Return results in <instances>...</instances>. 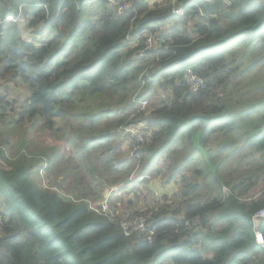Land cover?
<instances>
[{"label":"trees","instance_id":"obj_1","mask_svg":"<svg viewBox=\"0 0 264 264\" xmlns=\"http://www.w3.org/2000/svg\"><path fill=\"white\" fill-rule=\"evenodd\" d=\"M123 3L126 9L117 11ZM148 4L0 0V132H6L0 134V264H264V218L253 221L264 206V95L255 96L264 88L251 79L258 67L264 72V0ZM141 31L162 36L143 57ZM185 67L203 81L195 93L181 81ZM143 71V89L165 94L132 116L128 101ZM17 79L29 88L27 97L9 94L7 85ZM81 95L108 107L85 114L80 131L62 118L61 127L94 155L93 183L125 171L121 137L111 128L143 129L140 145L129 149L143 168L166 149L186 146L187 155L172 163L174 174L187 170L191 178L184 200L133 213L148 216L151 236L125 235L111 209L112 216L38 186L28 177L32 163L23 141L12 146L8 139L36 116L48 129L64 114L76 118L70 104ZM195 154L204 166L195 165ZM251 189L256 194L248 196ZM81 190L66 193L79 199L89 192Z\"/></svg>","mask_w":264,"mask_h":264},{"label":"rangeland","instance_id":"obj_2","mask_svg":"<svg viewBox=\"0 0 264 264\" xmlns=\"http://www.w3.org/2000/svg\"><path fill=\"white\" fill-rule=\"evenodd\" d=\"M158 2L159 0H150L148 5L153 6ZM30 32L25 33V38H32ZM238 51L240 52V50ZM257 70L258 71H255L251 75V79L256 85L264 88V72H259L260 67H258ZM146 73V71H143L137 76L139 83L135 85L136 90L129 97V106H127V108L132 111V116L145 112L146 110L148 112L149 108L159 104L161 98H163L165 94L161 88H158L155 92L151 89H143L144 80L142 76ZM11 83V86L7 85L6 87L10 90L9 94H14L16 97H27L29 95V88L19 79L13 80ZM263 95L264 89L262 93L257 92L255 96L260 97ZM134 96L148 98V104L143 109L137 111V105L132 102ZM234 99L236 100L237 98ZM110 101L113 102L114 100ZM70 107L76 109V113L74 114L76 118H65L66 114H64L61 117L55 118L56 124L53 125L51 129H48L43 124L42 118L36 116L30 123H25L23 127L24 130L19 131L18 127L20 126L14 127L12 134L8 137L12 146H16L20 140L23 141L26 154L25 160L32 163V167L28 170L29 179L33 178L37 180L38 186L41 185L46 189L54 192L57 191L60 195L62 194L65 199H74L75 201H82L87 204H98L103 201L112 210L115 216L117 214L122 219L121 224L129 222L136 216H147L133 213L145 211L154 203L161 202L162 204L174 207L179 201L184 200L182 191L185 190L186 187L184 186L190 182L191 178L187 170L185 172L186 174H183V172L174 174L172 163H174V159L187 155V152H185L186 146L183 145V149H180L178 145L176 147L173 146L172 149H166L162 155L157 158L155 163L150 164L148 162L143 168L131 160V152H129V149L132 147L140 145L144 137L143 129L135 125H130V127L137 131L135 133H138L139 138H136V134H134L133 130L125 133L120 129L121 127H129V125H121L117 127L116 131H113L112 128L109 131L110 134L117 133L121 137L123 154L118 157V160L124 162L125 171L118 175H107L109 178L107 184H105L106 181L102 183H93L94 179L92 178L95 177L92 175L95 172L93 165L94 155L89 150L83 148L81 142L77 140V138L69 136L68 131L61 127L62 118L64 117L63 120L66 119L71 123V125H65V127L75 126L76 129L80 131L86 124L85 121H81V118L85 114L98 113L108 107L105 108V105L102 104L99 98L83 95L74 98ZM110 110H112V108H110ZM69 115L72 116L73 114ZM103 124L105 123H96V129L98 128V130H100ZM2 126L3 124L0 122V128H2ZM8 133H11V131H8ZM0 134L4 136L6 132L3 131V134L1 132ZM86 134L87 130L82 134V138ZM71 138H74V142L70 141ZM156 144L157 143L154 144V148ZM208 145L211 146L212 144L209 143ZM78 151L83 155V158L79 156ZM195 158L196 162H198L195 164L196 166L205 165V163L202 162L204 157L195 154ZM207 165L209 164L207 163ZM0 166L5 167L1 159ZM213 169L214 166L210 168V171ZM85 172L90 173V175H87ZM182 174L186 176L184 179H181ZM102 176L105 175L103 174ZM197 179L198 182L203 183L204 177H197ZM61 181L63 184L60 186L59 183ZM76 183H78V185L74 186ZM102 184H105L103 188ZM82 185L83 188L87 189L89 192L87 194L81 193L78 196L82 198H73L70 192H82ZM66 190L70 194L66 193ZM225 190L226 187H224V191ZM256 191L257 189H251L247 195L255 194ZM200 192H203V196L207 193V191ZM163 196H165L166 199L163 200ZM188 197H191V195L189 194ZM2 210L3 209H0V212ZM147 221L144 224V228H149L147 226ZM1 222L2 218L0 217V224ZM132 233L144 234L140 232V230L132 231L131 234Z\"/></svg>","mask_w":264,"mask_h":264},{"label":"built area","instance_id":"obj_3","mask_svg":"<svg viewBox=\"0 0 264 264\" xmlns=\"http://www.w3.org/2000/svg\"><path fill=\"white\" fill-rule=\"evenodd\" d=\"M141 1V0H138ZM150 0H142L144 3H149ZM226 1V0H224ZM127 3H123L117 6V11H121L126 9ZM180 10L179 8L173 9V12L178 13ZM4 21L11 22L13 21L12 15H5L2 19ZM140 34L143 36V47L139 50V57H143L146 51L151 50L156 46V39L158 37L161 38L162 36L152 34L149 31H141ZM181 81L185 82L186 86L189 88V90L192 93L197 92L201 87H203V81L201 78H199L196 74L193 73L192 69L189 67H185L182 70L181 74ZM140 98V99H139ZM148 98L146 97H140V96H134L132 99V102L137 105V111L140 109H143L148 104ZM121 130H123L125 133L131 132L133 129L132 127H121ZM134 134L137 132L136 130H133ZM136 138H139L138 133L135 135ZM143 140V139H142ZM89 206L94 209L95 211L102 212L105 214L113 215L110 208L107 206V204L103 201L99 202L98 204H89ZM254 220H259L261 218H264V206L258 210L254 216ZM148 220V216H136L129 222L122 223V227L124 229L125 235H130L132 231L140 230L142 233L148 232V235H152V231L148 228H144L145 222ZM148 236V238H149Z\"/></svg>","mask_w":264,"mask_h":264},{"label":"crops","instance_id":"obj_4","mask_svg":"<svg viewBox=\"0 0 264 264\" xmlns=\"http://www.w3.org/2000/svg\"><path fill=\"white\" fill-rule=\"evenodd\" d=\"M152 1H154V0H152ZM256 194V193H255ZM259 220H254V224L256 225L257 224V222H258Z\"/></svg>","mask_w":264,"mask_h":264},{"label":"clouds","instance_id":"obj_5","mask_svg":"<svg viewBox=\"0 0 264 264\" xmlns=\"http://www.w3.org/2000/svg\"><path fill=\"white\" fill-rule=\"evenodd\" d=\"M260 220V219H259ZM253 221H254V218H253Z\"/></svg>","mask_w":264,"mask_h":264}]
</instances>
